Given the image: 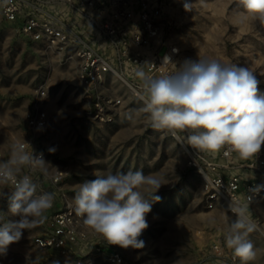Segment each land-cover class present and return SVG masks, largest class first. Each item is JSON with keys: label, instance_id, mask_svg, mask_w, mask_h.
Returning a JSON list of instances; mask_svg holds the SVG:
<instances>
[{"label": "rangeland", "instance_id": "rangeland-1", "mask_svg": "<svg viewBox=\"0 0 264 264\" xmlns=\"http://www.w3.org/2000/svg\"><path fill=\"white\" fill-rule=\"evenodd\" d=\"M158 1L162 3L166 42L177 43L194 62L215 58L248 67L264 94V25L259 21L239 24L235 0H187L192 3L191 11H185V0ZM77 68L75 58L66 62L57 53H43L0 17V162L10 158V145L16 141L25 140L41 151L48 164L47 175L28 166L19 174L31 171L37 191L53 193L59 206L65 198L74 203L80 184L109 172L155 174L163 183L155 193L161 200L152 204L147 215L149 227L138 238L144 247L110 245L81 221L82 237L74 254L65 258L40 249L33 239L45 231L51 213L47 211L43 224L23 230L21 239L0 253V264H112L107 260L112 251L120 254L121 264H232L228 256L233 252L226 247L224 237L229 217H236L205 206L203 183L198 172L188 166L184 139L151 127L140 103L126 107L111 125L93 122L87 116L89 105ZM40 86L46 91L43 99ZM33 110L47 113L43 129L27 128L26 118ZM50 148L55 151L49 152ZM261 152L264 154V145ZM57 171L64 176L55 185L51 176ZM12 190L0 184V226L19 219L8 212L7 194ZM249 211L260 229L250 234L257 257L249 264H264V200L250 206Z\"/></svg>", "mask_w": 264, "mask_h": 264}, {"label": "clouds", "instance_id": "clouds-1", "mask_svg": "<svg viewBox=\"0 0 264 264\" xmlns=\"http://www.w3.org/2000/svg\"><path fill=\"white\" fill-rule=\"evenodd\" d=\"M237 22L259 21L264 25V0H235ZM185 11L192 3L185 0ZM242 9V10H241ZM171 64L168 56L162 66ZM136 76L143 81L146 96L140 98L151 127L165 130L173 136L185 133L183 139L194 148L217 153L227 148L225 155L235 152L240 159L249 160L264 145V94L259 92L258 80L248 67L226 64L215 58L185 60L172 74L158 78L148 77L143 70ZM128 119H132L129 115ZM25 140L10 145V158L0 162V183L12 186L7 194L8 212L19 216L0 226V253L19 241L23 230L43 224L45 213L52 208L54 194H37V184L29 175L20 176L22 168H38L47 175L43 154L34 155ZM50 148L49 152H54ZM163 185L155 174L142 171L109 172L103 177L80 184L75 193L74 211L83 225L99 234L110 245L121 248H143L138 238L149 227L147 215L152 204L161 197L155 193ZM264 185L251 191L259 194ZM147 193V195H146ZM150 197V198H149ZM248 204L251 197H247ZM230 211L235 215L224 241L241 264H249L257 257L250 234L259 231L248 205L232 202ZM264 235V232L261 233Z\"/></svg>", "mask_w": 264, "mask_h": 264}, {"label": "built area", "instance_id": "built-area-1", "mask_svg": "<svg viewBox=\"0 0 264 264\" xmlns=\"http://www.w3.org/2000/svg\"><path fill=\"white\" fill-rule=\"evenodd\" d=\"M161 5L158 0H0V17L43 53H57L66 62L75 58L77 77L89 105L88 118L111 125L129 105H144L140 97L147 94L143 81L136 76L138 70L158 78L174 73L188 60L177 43L163 39ZM165 56L170 57L171 64L162 66ZM39 95L41 99L46 96L45 87H39ZM46 123L45 111L33 110L27 115L29 130L43 129ZM171 136L180 140L186 134ZM184 142L188 166L201 178L208 209L220 208L234 215L229 209L232 202L249 208L264 200V190L259 194L251 191L264 185L261 151L256 157L243 160L235 152L225 155L227 148L209 153L192 147L185 139ZM31 149L34 155L43 154ZM19 175H29L33 180L31 171ZM63 176L62 171H57L51 182L56 185ZM0 184L12 189L11 185ZM247 197H251L250 204ZM47 211L51 213L45 231L33 242L40 249L68 258L82 237V218L76 215L74 203L66 198L61 206L53 201ZM214 249L220 256L219 248ZM107 258L112 264L123 262L116 251L107 254ZM228 259L232 264L239 262L233 254Z\"/></svg>", "mask_w": 264, "mask_h": 264}, {"label": "crops", "instance_id": "crops-1", "mask_svg": "<svg viewBox=\"0 0 264 264\" xmlns=\"http://www.w3.org/2000/svg\"><path fill=\"white\" fill-rule=\"evenodd\" d=\"M49 215H50V214H49ZM49 215H48V216H49Z\"/></svg>", "mask_w": 264, "mask_h": 264}]
</instances>
